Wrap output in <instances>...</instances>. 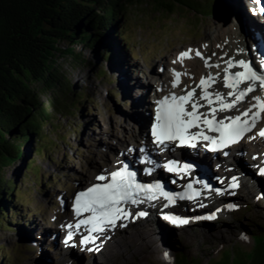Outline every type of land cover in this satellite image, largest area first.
Wrapping results in <instances>:
<instances>
[{
    "label": "rangeland",
    "instance_id": "374dc122",
    "mask_svg": "<svg viewBox=\"0 0 264 264\" xmlns=\"http://www.w3.org/2000/svg\"><path fill=\"white\" fill-rule=\"evenodd\" d=\"M236 1L225 0L227 3L222 11L204 10L205 14H202L201 20H198L200 13L198 16L196 15V20L191 12L188 13L186 19L180 17L181 14H176L178 21L176 18L167 17L164 14L162 16L159 10L152 8L153 6L149 2H144L138 7L131 5L128 13L127 11L125 13L127 18H122V25L125 26L124 34L129 36V40L127 39L125 42L121 38L116 40L114 45L117 55H119L118 65L113 64L114 54L109 58H104L100 53H96L94 48H82L81 45L76 46L75 51L82 53L84 59L92 61L94 65L78 63L71 56L59 59L61 68L72 85L73 92L65 94V91H58V98L54 93L43 92L41 95L45 102L47 99L52 101L47 104L50 107L53 106V109L51 108L54 118L53 125L47 126L44 134L48 146L50 140L55 142L54 149L51 152L48 150L49 156L41 157L34 152L35 150L31 151V158L34 159L35 166L33 173L30 169L21 170L19 164L12 165L7 169V177L15 180L20 196L17 197L18 201L12 202L11 207L8 206V218L5 222L14 221L19 226L14 228L11 223L9 225L0 224V264H10V261L13 264H64L67 262L64 255H56L59 250L53 249L50 252L48 244L44 246L40 244L49 238L52 244V237L56 235L55 233L52 234L49 231L50 233L47 235L45 231L44 234L48 238L44 241L38 239L36 235H39V232L44 228L48 229L49 223H55L60 215L68 214L69 199L76 183L84 181V178H87L93 169L99 168H92L93 164L102 166L108 157L106 154L113 155L109 149H103L104 153L98 154L96 151L100 145L97 142L100 144L107 142L104 144L109 145L113 150H116L118 146L126 148V144H129L128 142L122 143V141L125 138H132V133L135 130L132 122H134V113L136 109L138 110L134 104L141 92L139 85H143L141 80L146 82L149 80L140 72L143 71L140 68L144 67L146 72L158 74L156 73L158 62L152 59L160 52L162 57L172 59L169 56L170 51L171 55L178 57V52L181 49H189V46H195V49L206 47L218 31V24H222L221 26L226 29L231 28L230 30L234 32L237 31L238 22L243 27L244 33L247 34L244 22L238 14L239 5L237 6ZM235 6L237 9L232 12ZM245 13L250 15L246 7ZM259 26L261 25L259 24ZM260 35H262L261 32ZM226 40L229 39L226 38ZM127 42L134 47L132 52L138 55L137 59L131 55L129 50L125 51ZM61 45L66 47L67 42L64 41ZM218 46L219 44L214 42L213 47L216 49ZM214 54H209L212 57L211 60L215 57ZM151 61L153 65L149 67V72L144 63ZM188 61V59L184 60L183 64L187 66ZM183 64L179 60L174 63L176 67H182ZM135 69L138 70L135 71ZM167 71L168 76L170 70ZM139 74L141 80H139ZM159 75L167 77L164 74ZM146 82L143 83L147 85L148 82ZM141 109H144V106ZM95 165L94 167H96ZM41 178H43V184L38 183ZM47 180L53 182L47 184ZM243 193L245 195L242 201L247 203L248 208L232 217L235 223L224 220L218 231H215L217 226L201 225L186 230L184 233L173 235L170 232L166 235L163 228L158 227L152 219L151 221L148 219V221L142 220L116 231V237L121 235L123 230L127 233L130 232L134 226L145 224L148 227H156V231H159L157 234L160 237L158 238L159 242L161 240L168 242L173 238L171 245H165L161 241L164 244L161 251H166L163 253L167 255L165 256L160 251V264H171L167 258H173V256L175 264L176 259H179L181 255H186L191 261L198 260L200 264H248L252 261L256 263L258 261L254 257L256 246L253 244L263 240L255 235L264 233V198H261L257 191L247 193L244 190ZM17 210L19 211L18 216L16 215L18 214ZM9 211H11L10 214ZM56 222L58 225L62 224V221ZM221 229L225 233L223 236L219 234ZM241 229L248 230L249 240L254 236L250 245H248L249 242L244 240L246 245L243 240H240L243 238H240L237 233H240ZM250 230L256 234L251 233ZM198 232L208 233L205 241L196 236ZM57 237L59 239L58 234ZM150 237L155 239V237ZM108 248L100 256L88 261V264H125L120 260L115 261L116 249L111 250L110 248L109 250ZM107 250L113 253V258L105 256ZM75 252L78 253L76 249ZM73 254L75 253L73 252ZM80 258V262L74 261L73 263L83 264L84 258L86 260L87 257L82 255ZM128 258L130 264H150L141 260L139 252L128 255Z\"/></svg>",
    "mask_w": 264,
    "mask_h": 264
},
{
    "label": "trees",
    "instance_id": "16d2710c",
    "mask_svg": "<svg viewBox=\"0 0 264 264\" xmlns=\"http://www.w3.org/2000/svg\"><path fill=\"white\" fill-rule=\"evenodd\" d=\"M175 1L201 15L206 9L222 11L227 3L225 0ZM144 2L146 0H0V224L13 223L5 222L8 206L20 196L15 180L7 177V169L19 164L21 170L30 169L33 173L31 151L47 157L48 150L54 149L55 142L50 140L48 146L44 135L46 127L53 125V106L49 105L52 101L45 102L41 95L54 93L58 98V91L73 92L59 59L71 56L78 63L94 65L75 51L79 45L94 48L101 57L109 58L116 50V40L122 36L129 40L122 25V18H127L126 11L128 13L131 5L138 7ZM64 41L66 47L61 45ZM255 236L263 239L253 244L258 261L248 264H264V233ZM175 264L200 262L181 255Z\"/></svg>",
    "mask_w": 264,
    "mask_h": 264
},
{
    "label": "snow or ice",
    "instance_id": "6c2138e0",
    "mask_svg": "<svg viewBox=\"0 0 264 264\" xmlns=\"http://www.w3.org/2000/svg\"><path fill=\"white\" fill-rule=\"evenodd\" d=\"M264 11V8L261 9ZM239 51H243L240 49ZM204 60L208 68H220V63H211V57H204L198 49H187L181 51L177 60L183 64L185 59H191L192 53ZM215 55V54H214ZM227 55V53H225ZM226 65L223 68V76L220 72H209L207 76H202L195 87H184L183 94L175 91L164 95L155 101L154 122L150 128V135L153 143L161 148H167L169 143L178 142L180 146L197 147L199 142H205L203 146L213 152L226 148L231 144L239 142L246 134L253 131L257 123L264 119V97L254 95L251 97L252 103L247 108L240 111L237 106L249 97L250 93L255 92V84L259 82L260 87L264 88V74L253 66L251 61L244 59L236 60L234 57L223 61ZM173 63H176L174 60ZM232 69H239L232 71ZM174 79L171 82L173 89L182 83V73L176 69H171ZM220 79L228 91L221 92L212 90V86ZM241 85H246L241 87ZM199 89V94L197 90ZM201 109H207L201 111ZM236 110L235 115H224L218 118L221 113H228ZM210 133H216L212 135ZM264 137V128L257 133ZM139 151L143 152L141 148ZM227 155V153H225ZM142 162L155 164L150 157H145ZM158 167L160 165H157ZM169 173L180 175L191 174L193 165L190 163L180 164L179 161L169 160L162 165ZM145 171L150 175L154 169L149 167ZM264 175V169L260 170ZM97 183L76 193L73 208L75 215L81 217L84 213L88 215L78 219L75 224H68L69 229L65 243L71 241L75 229L79 232L83 226L87 230V235L82 236L81 243L87 245L94 243L99 237L94 234H101L108 228H114L118 221L126 220L133 216L129 205H141L146 201H154L159 196H163L170 204H175L177 198L195 199L201 195V191L193 187V183H201L205 188L211 185L203 181L196 180L187 184L188 195L184 193H172L165 191L164 185L156 181L155 183H141L137 180V173L130 170L129 165L107 174H100L96 177ZM230 188L239 186L237 177H232ZM175 183V181H172ZM220 193L221 189H215ZM168 205L166 204L165 207ZM200 207H204L203 204ZM229 209L238 205L229 204ZM220 211V209H217ZM146 211H137L135 217H145ZM172 224L183 225L189 223L187 218L168 214L163 217ZM205 217H195L204 219ZM215 219V213L206 217ZM248 239L247 235L242 236ZM92 250V249H89ZM95 250H99L97 247ZM167 255V254H166Z\"/></svg>",
    "mask_w": 264,
    "mask_h": 264
},
{
    "label": "bare ground",
    "instance_id": "6f19581e",
    "mask_svg": "<svg viewBox=\"0 0 264 264\" xmlns=\"http://www.w3.org/2000/svg\"><path fill=\"white\" fill-rule=\"evenodd\" d=\"M237 6L238 7V14L240 16V19L243 20L244 25H245V29L247 30V40L250 42V45L253 47H255L257 50V52L259 53V55L262 57V60H264V56L261 54V49H260V45L259 43L264 42V28L259 26V24L255 23L253 20L247 13H245V7H244V0H237L236 1ZM261 2H263V0H261ZM262 6V5H261ZM233 7V6H232ZM264 8V2H263V6ZM236 8V6H235ZM232 12H235L232 11ZM241 21V20H240ZM222 24H218V31L216 32V34L214 35V38H212L211 43L209 45H207L204 48L198 49L199 51H202L203 56L207 57L210 56L209 54L211 53H215V57L213 58V60L216 61V63H220V68H203V63H201L199 61V59L193 55L191 59H188V63L187 66H190L191 68H187V66L185 64H183L182 67H178V68H187V70H190V72H193L195 74V77L197 78L201 72H203V70H205L204 72V76H207L209 72H220L221 73V77L223 76V68L226 66L224 64V60H227L229 58L234 57L236 60H240V59H244V60H248L249 59V55L251 57V53L249 54V50L247 52L245 46H244V42L242 41V39L239 37L237 31L232 32L230 29H226L225 27L221 26ZM261 29V30H260ZM260 32L262 33V35H260ZM226 38H228L229 40H226ZM242 41V42H241ZM247 41V43H248ZM214 42L218 43L219 46L215 49L213 47ZM240 49H243V51H239ZM182 50V49H181ZM180 50V52H181ZM187 50V49H184ZM182 50V51H184ZM197 50V49H194ZM226 51L225 53H227V55H225V53L222 56H219L220 52ZM178 52V54L180 53ZM253 58V57H252ZM187 61V59H185ZM212 60V61H213ZM204 61V60H203ZM211 61V62H212ZM168 63V61H167ZM215 64V63H214ZM257 68V67H256ZM208 69V70H207ZM239 69H232V71H236ZM258 70V68H257ZM174 79V77H173ZM182 82L184 80H186L185 75L182 76ZM198 80V78L196 79ZM196 80L194 82H192V80H190L189 78L186 81H190L188 84H186L189 87H195V85L197 84ZM148 81V80H147ZM161 81L160 78L156 77V76H152L151 78V83L152 84H156L159 83ZM147 83V82H146ZM246 85H241V87H245ZM256 88V86H255ZM139 89H140V95L139 97L135 100V105L137 106L138 110L136 109L135 111V116H134V124L136 129L134 130V132L132 133V138L131 140V145L133 144V142L136 140H139V137L137 138V136L139 135L140 137L145 136V132L143 130V127L151 120L150 115H149V110L147 109V111L143 112V109H141V107H146L147 104L149 103L148 101V97H149V92H148V87L143 85H139ZM178 89L181 91L184 90L183 86H178ZM210 91L212 90H219L221 92H227L228 89H226L223 85V81L222 79H220L217 83H215L211 89H209ZM198 94H199V89L197 90ZM259 94V90L258 88H256L255 92L250 93L249 97L246 98L242 103H244V107L248 106L250 103H252L253 101L251 100V97L254 95ZM141 106V107H139ZM237 108L241 111V105L239 104L237 106ZM237 114L236 110H232L231 112L228 113H221L219 114V117L224 116V115H235ZM122 136V134H121ZM119 139V138H118ZM249 140H253V141H257L259 140L257 136L255 135H250L248 136ZM122 141V140H121ZM119 142V141H118ZM124 142H127V139H124ZM260 144V142H259ZM256 145H258V143H256ZM123 146V145H122ZM124 147V146H123ZM124 155V154H123ZM105 159V158H104ZM112 157H108V160H112ZM109 167V166H106ZM104 167V168H106ZM92 168H96L94 167V165L92 166ZM104 168H100L99 170H105ZM246 184V183H245ZM259 186L261 184H258ZM247 186V185H245ZM242 188H239V190H241ZM249 190V189H248ZM241 195V194H239ZM228 210V209H227ZM144 220L141 217H135V214L133 213L132 217H129L126 220H121L117 222V225L114 228H108L105 232L101 233V234H94V235H98V239L94 242V243H90V244H98L100 247V251L98 252L99 255L104 253V250L109 247L108 249L110 250H115L116 255L115 257V261L118 262L119 260L122 261L125 264H130L128 255H134L135 253L137 254L138 252L141 253V260H145L147 262H149L150 264H160V253L162 252V254L166 253V251H161L162 250V242L165 243V245H171L173 242V238L172 240L164 241L161 240L159 242L160 238L157 234L159 233V231H156V227H148V225H139V226H134L133 229H131L130 232L127 233V231L123 230L121 233V235H119L118 237H116V231L121 230L123 228H126L128 226H131L133 224H136L140 221ZM165 221V219H163ZM148 221V219L146 220ZM168 225L169 223L167 221H165ZM227 222V221H226ZM63 224V222H62ZM192 225H195V223L193 222ZM197 225V224H196ZM58 230L60 231L59 233L62 234V229L63 226L58 225L57 226ZM209 229V228H208ZM209 232L211 233V231L209 230ZM48 233H50L49 231H46L45 234L48 235ZM53 234V233H52ZM53 235V242L58 240L57 234ZM213 234V233H212ZM216 234V233H215ZM218 234V233H217ZM219 234L221 236H223L225 233H223V230L221 229L219 231ZM218 234V235H219ZM155 237V239L151 238L150 236ZM208 233L206 232H198L196 233V236L198 238H202L201 240L205 241L206 237H207ZM220 236V237H221ZM59 240H60V236H59ZM159 242V243H158ZM158 243V244H157ZM73 244L69 243V247H72ZM84 249H81V251H83ZM107 250V253L105 254L106 257H112L113 258V253H111V251ZM161 251V252H160ZM164 252V253H163ZM143 253V254H142ZM166 256V254H164ZM111 258V259H112ZM170 259V257H169ZM140 260V261H141ZM154 262V263H151Z\"/></svg>",
    "mask_w": 264,
    "mask_h": 264
},
{
    "label": "water",
    "instance_id": "95a60500",
    "mask_svg": "<svg viewBox=\"0 0 264 264\" xmlns=\"http://www.w3.org/2000/svg\"><path fill=\"white\" fill-rule=\"evenodd\" d=\"M146 2H149L150 4L153 3V2H155L152 5H155L154 8L158 9L159 10V13L162 16L164 14L167 17L176 18L177 15H180L181 14L180 17L186 19L188 13H190V12L193 13L192 15L195 17L194 20H196L197 19V16H198V13L194 12L193 10H191L190 8H188V7L184 6V5L183 6L180 5L175 0H146ZM199 15L200 16H198V18H199L198 20H201L200 18H202L203 15H201V14H199ZM177 21H178V19H177Z\"/></svg>",
    "mask_w": 264,
    "mask_h": 264
}]
</instances>
